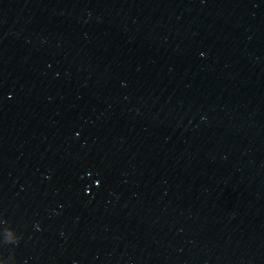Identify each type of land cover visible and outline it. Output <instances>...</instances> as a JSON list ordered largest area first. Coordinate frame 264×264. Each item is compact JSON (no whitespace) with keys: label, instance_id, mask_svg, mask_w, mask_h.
<instances>
[{"label":"water","instance_id":"obj_1","mask_svg":"<svg viewBox=\"0 0 264 264\" xmlns=\"http://www.w3.org/2000/svg\"><path fill=\"white\" fill-rule=\"evenodd\" d=\"M0 264H264V0H0Z\"/></svg>","mask_w":264,"mask_h":264}]
</instances>
